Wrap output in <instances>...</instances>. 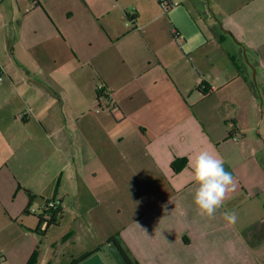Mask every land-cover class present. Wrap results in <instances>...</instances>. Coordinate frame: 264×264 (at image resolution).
Returning <instances> with one entry per match:
<instances>
[{
	"label": "crops",
	"instance_id": "obj_1",
	"mask_svg": "<svg viewBox=\"0 0 264 264\" xmlns=\"http://www.w3.org/2000/svg\"><path fill=\"white\" fill-rule=\"evenodd\" d=\"M172 1L164 13L156 0H0L6 264L38 247L35 264H69L100 246L116 264L110 238L137 264H263L264 238L242 232L264 224V0ZM100 85L115 112H98ZM205 149L237 184L212 219L188 163L171 167Z\"/></svg>",
	"mask_w": 264,
	"mask_h": 264
},
{
	"label": "clouds",
	"instance_id": "obj_2",
	"mask_svg": "<svg viewBox=\"0 0 264 264\" xmlns=\"http://www.w3.org/2000/svg\"><path fill=\"white\" fill-rule=\"evenodd\" d=\"M224 163L222 157L207 149L188 158L191 179L196 186L193 202L202 217L214 218L237 187L235 177L225 169ZM223 218L229 225H234L238 219L235 211L231 210L225 211Z\"/></svg>",
	"mask_w": 264,
	"mask_h": 264
},
{
	"label": "trees",
	"instance_id": "obj_3",
	"mask_svg": "<svg viewBox=\"0 0 264 264\" xmlns=\"http://www.w3.org/2000/svg\"><path fill=\"white\" fill-rule=\"evenodd\" d=\"M100 94V92H99ZM101 96V94H100ZM230 135H233L232 133ZM187 159L185 158H179V159H176L172 162V169L174 170V172H180L182 171L186 166H187ZM60 212V209L56 212H53L54 215L58 214ZM52 223H54V220H50L48 221V225H51ZM260 226V228L258 229V227ZM261 235L262 238H264V224H258V225H254L246 230H244L242 232V235L246 238H249L251 235L254 237V238H258L259 236L258 235ZM262 241V240H261ZM260 242V241H259ZM110 243H116L117 246L119 247V249L121 250V252L124 254V256L126 257L127 261L130 263V264H137V262L131 257V255L129 254V252L123 247V244L117 239V238H110L107 242V244H110ZM251 245H254L252 243V241L250 242ZM103 246H100L98 249H96L94 252H91V253H88L84 256H82L81 258L79 259H75V260H72L69 264H80L82 261L88 259L89 257H91L92 255L98 253L101 251ZM39 247L35 250V252L33 253L30 261L28 262V264H35L36 261H37V258H38V255H39Z\"/></svg>",
	"mask_w": 264,
	"mask_h": 264
},
{
	"label": "built area",
	"instance_id": "obj_4",
	"mask_svg": "<svg viewBox=\"0 0 264 264\" xmlns=\"http://www.w3.org/2000/svg\"><path fill=\"white\" fill-rule=\"evenodd\" d=\"M158 5L160 6V8L163 10L164 13H167L168 11H170L172 8L176 7L177 4H175L172 0H156ZM3 80V76L0 74V82ZM98 91L101 94V97H106L108 99V101H106V104L100 105L98 107V112H101L102 110H107L110 113L115 112L116 106L114 104V102L111 99V95H110V91L108 89H106L104 86H99L98 87ZM25 113L19 114L18 118L22 119L25 117ZM60 209V204L58 201L52 200V201H48L45 204L44 207V212H56ZM29 212L35 214L36 211L33 209H30ZM0 264H6V260H4L2 257H0Z\"/></svg>",
	"mask_w": 264,
	"mask_h": 264
},
{
	"label": "rangeland",
	"instance_id": "obj_5",
	"mask_svg": "<svg viewBox=\"0 0 264 264\" xmlns=\"http://www.w3.org/2000/svg\"><path fill=\"white\" fill-rule=\"evenodd\" d=\"M48 224V223H47ZM47 224L46 222H44L43 224V231L46 230V227H47ZM260 228V226L258 227V229ZM64 232H61V231H57V229H52L49 231V243L50 244H53V243H58L57 245L53 246L51 250H56L57 252H62L65 248H66V245L63 244V242L59 243V239H61L62 235H63ZM259 237L256 239L254 238L252 235L250 236V240L252 241V243H258L259 241H261L263 238L262 236L259 234L258 235ZM68 246V245H67ZM70 246V245H69ZM54 252V251H53ZM263 253V254H262ZM103 261L106 263V264H114L112 262V260L110 258H108L105 254H103L102 252L100 253ZM259 260L261 263L264 264V249L259 251Z\"/></svg>",
	"mask_w": 264,
	"mask_h": 264
},
{
	"label": "water",
	"instance_id": "obj_6",
	"mask_svg": "<svg viewBox=\"0 0 264 264\" xmlns=\"http://www.w3.org/2000/svg\"><path fill=\"white\" fill-rule=\"evenodd\" d=\"M107 249L111 254V256L113 257V259L115 260L116 264H130L116 243L108 244ZM80 264H106V263L103 261L100 252H98L92 255L91 257H89L88 259L82 261Z\"/></svg>",
	"mask_w": 264,
	"mask_h": 264
}]
</instances>
